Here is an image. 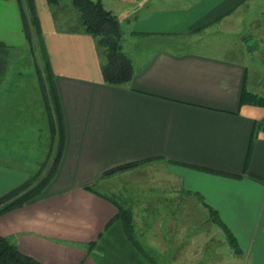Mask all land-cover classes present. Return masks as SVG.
<instances>
[{
  "label": "crops",
  "instance_id": "1",
  "mask_svg": "<svg viewBox=\"0 0 264 264\" xmlns=\"http://www.w3.org/2000/svg\"><path fill=\"white\" fill-rule=\"evenodd\" d=\"M33 1L63 146L42 192L0 216V238L39 264H160L148 249L171 264H264V107L240 104L243 87L264 97V0H101L134 69L118 86L104 83V49L72 4L69 14ZM28 54L18 0H0V199L55 153ZM127 178L160 193L112 191ZM118 207L131 212V239Z\"/></svg>",
  "mask_w": 264,
  "mask_h": 264
},
{
  "label": "trees",
  "instance_id": "2",
  "mask_svg": "<svg viewBox=\"0 0 264 264\" xmlns=\"http://www.w3.org/2000/svg\"><path fill=\"white\" fill-rule=\"evenodd\" d=\"M62 1L63 0H46L47 4L51 7L59 6ZM71 4L79 15L83 33L94 38L97 41L98 47L104 49V62L101 65V74L104 83L111 86L128 83L134 75V69L130 59L121 53L119 42L122 33L117 18L104 8L101 0H71ZM18 5L23 18L25 37L29 50L37 60V74L41 83L45 110L47 111L51 130L55 137L56 147L50 167L42 178L39 179L38 177H34L14 191L10 197L8 196L7 198L0 199V216L20 208L42 192L49 184L56 171L63 146L61 108L54 87L53 72L42 39L40 22L35 11L34 1L18 0ZM240 104L264 107V98L250 94L243 87ZM258 125L259 129L264 131V122ZM151 161L152 160L131 162L114 167L105 171L100 176L99 180L134 170ZM85 190L95 193L91 187H85ZM117 209L118 213L115 219L122 222L127 236L131 239L133 236L131 212L121 207ZM213 219L215 220V218ZM111 223L112 222L107 224L106 228H108ZM94 246L95 244H89V248H93ZM0 264L39 263L21 254L16 247L5 238H0Z\"/></svg>",
  "mask_w": 264,
  "mask_h": 264
},
{
  "label": "rangeland",
  "instance_id": "3",
  "mask_svg": "<svg viewBox=\"0 0 264 264\" xmlns=\"http://www.w3.org/2000/svg\"><path fill=\"white\" fill-rule=\"evenodd\" d=\"M61 6L63 8H65L68 11L69 14L71 13L72 6H71V3H70V0H63L62 3H61ZM67 11H66V13H67ZM74 12H76V10ZM77 15H78V13L76 12V17H77ZM228 39H230V38H228ZM230 41L232 42L233 40L231 39ZM119 43H120L121 53H123L127 57V55L122 50V47H121V39H120V42ZM130 53H132V51H130ZM134 53L136 55L137 52L134 51ZM28 55H29L28 56V59H30V60L32 59L31 61H32L33 66L35 68V69L33 68V74L36 76V74H37V71H36L37 70V67H36L37 60H36V58H35V56L33 54L32 55L28 54ZM262 98H264V97H262ZM50 164H51V161L48 162V163H44V164H38L36 166L37 169L34 168V171L31 172L30 175H31L32 178H29V180L30 179H33L34 177H38L39 179L42 178L46 174V172L48 171V168L50 167ZM162 173L163 172H157V174H158L157 177H159V176L160 177H163ZM106 178H108V177H106ZM141 186L145 189L144 191H148V193L152 196V198H155L160 193V192H154L153 191V189L156 188V184H150L149 182H146V181L143 182V180L141 182H139V181H137L135 179H128V178L127 179H119V180H117L116 183H114V186L112 187V188H114L112 191H115V190H118L120 192L125 191L127 194H130L131 195L132 199H134L135 195L142 188ZM158 189L161 190L160 187H158ZM98 190H99L100 193H102L105 196L110 197L112 200L116 201L117 203H120V204L121 203L122 204L125 203L126 206H132V205H134V204H132V200H130V199L125 200V201H121V198H119L118 196H116L117 194H115V193H114L115 195L112 194V191L110 189H108V190L107 189H98ZM137 200H138V198H137ZM123 207H125V206H123ZM148 251L149 252H147V251H145V252H147V254L150 256V258H151L152 261L154 260V261H156L157 263H160V264H171V260L168 257L163 258L162 260H160L159 258L156 257L157 255L154 257V253H153L154 251H152L150 249H148Z\"/></svg>",
  "mask_w": 264,
  "mask_h": 264
}]
</instances>
